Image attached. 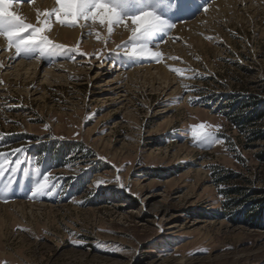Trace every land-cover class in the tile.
Instances as JSON below:
<instances>
[{
    "label": "rangeland",
    "instance_id": "1",
    "mask_svg": "<svg viewBox=\"0 0 264 264\" xmlns=\"http://www.w3.org/2000/svg\"><path fill=\"white\" fill-rule=\"evenodd\" d=\"M36 1L19 0L13 11L37 24L55 0L34 16L16 10ZM236 1L226 11L221 0H189L186 12H161L175 27L149 41L159 61L124 55L131 32L123 23L109 34L107 25L69 28L53 16L50 38L66 46L59 55L0 67V153L9 162L0 264H264V0ZM158 2L133 0L130 11ZM20 61L38 67L41 80ZM96 66L115 92L95 86ZM59 68L68 76H47ZM147 68L153 78L134 75ZM201 122L220 126L222 143L194 145L187 129ZM49 173L53 194L28 199Z\"/></svg>",
    "mask_w": 264,
    "mask_h": 264
},
{
    "label": "snow or ice",
    "instance_id": "2",
    "mask_svg": "<svg viewBox=\"0 0 264 264\" xmlns=\"http://www.w3.org/2000/svg\"><path fill=\"white\" fill-rule=\"evenodd\" d=\"M19 0H0V38L6 42V47L0 51L12 52V57L21 58H38L55 57L60 54L61 50L66 46L59 44L50 38L52 17H55V22L60 26L74 28L77 26L84 27L79 24L81 20L91 21L93 24L107 25L109 34L113 31L114 25L124 24L131 32V44L123 45L124 55L130 58H140L151 55L157 61L161 59L160 52H151L149 49V41L155 35L166 30H171L175 24H169L164 16L161 14L164 10H169L170 15H179L188 10L189 0H159L158 4L153 6H145L139 11H130L133 7V0H55L56 7L51 11L44 12V19L40 20L38 13V23H27L24 18L13 11V6ZM32 2V0H27ZM160 9V11L157 10ZM208 9L205 7L204 11ZM130 20V25L125 23V20ZM96 38L100 39V34L96 33ZM212 40L214 37H205ZM71 51L80 52L79 46ZM86 55V53H81ZM99 58V54H96ZM74 59V57H73ZM170 59L179 60L178 57H171ZM199 59V57H197ZM0 62V67H3ZM170 70L180 76L181 79H195L196 71L190 68H176L172 67ZM192 72L193 75L188 76L187 73ZM3 81H0L2 84ZM191 102V101H190ZM48 125H45V129ZM220 126L211 125L207 122H201L191 125L187 129L192 143L194 145H213L222 143L217 136ZM15 151H21L17 149ZM101 159H104L101 157ZM9 163L5 154L0 153V178L5 177V164ZM15 167H9L8 172L17 173L21 168L22 161L16 159L14 161ZM115 182L120 188L126 186L122 182L119 175L115 178ZM11 183V181H10ZM106 183L104 180H97L96 187ZM56 185L53 183L51 173L43 175L42 179L37 180L35 185L30 189L31 195L28 199H35L41 195H52ZM8 191V185L0 187V201L7 202L9 199L5 195ZM76 244H81L83 241H74ZM6 264V262H3Z\"/></svg>",
    "mask_w": 264,
    "mask_h": 264
},
{
    "label": "bare ground",
    "instance_id": "3",
    "mask_svg": "<svg viewBox=\"0 0 264 264\" xmlns=\"http://www.w3.org/2000/svg\"><path fill=\"white\" fill-rule=\"evenodd\" d=\"M245 2H247L248 0H244ZM242 2H243V0H242ZM241 2V3H242ZM50 1L49 0H38V1H36V3L33 5H30V6H20V7H17V11L18 12H21V11H23V13L25 14V15H28V16H34V15H36L38 12H41V11H43L45 8H47V5H50ZM221 3L223 4L224 3V5L227 7V9H224V11H226V10H228L229 8H231L230 6H233V8L235 9V8H237V7H239V3L236 1V0H228V1H226V0H221ZM220 3V7H222V6H224V5H222ZM244 3V2H243ZM247 4V3H246ZM249 7V6H248ZM248 7H247V9H248ZM232 8V9H233ZM223 9V8H222ZM255 9V8H254ZM236 11V10H235ZM28 16H27V18H28ZM127 24H129L130 25V21H128L127 22ZM124 28V27H123ZM59 32H60V36L61 37H67V38H72V39H76L77 37H78V35H80L79 34V32L77 31H72V30H68V29H59L58 30ZM121 30H119V32H120ZM120 35V34H119ZM83 36V35H82ZM117 36V35H116ZM96 37V36H95ZM175 37V36H174ZM1 39V38H0ZM117 39H118V37H117ZM1 41H3V40H1ZM1 44V43H0ZM4 44V43H3ZM199 45V44H198ZM3 46V45H2ZM6 46V45H5ZM0 49H1V47H0ZM0 53H1V51H0ZM4 58L3 59H0V61L1 62H3L4 60H6V61H4V65L6 64V62H7V64H9V65H11V64H13L15 61V57L14 58H10V57H12V53L11 54H7V55H5V56H3ZM29 66H31V65H29V64H27L26 62H23V61H20L19 62V64H18V68L19 67H22V70H25V71H27L28 72V70H32L33 71V73H34V76H37L39 79H40V77H39V75H38V73H41L42 74V72H39L38 71V67L36 68V66L35 65H33L31 68L29 67ZM67 67V66H66ZM70 67V66H69ZM155 67V66H154ZM7 68V67H6ZM13 68V67H12ZM61 68H63V67H61ZM61 68H59L58 70H53V71H51V72H49L48 73V71L46 72L47 73V76H49V77H51V76H56L57 78H61L62 76L63 77H67L68 76V74L65 72L66 70L65 69H61ZM90 68V67H89ZM143 68V67H142ZM157 68V75H158V77H159V80H161L163 83H166V84H168V85H170L171 84V78H170V76L165 72V70H163V68L162 67H155V69ZM67 69V68H66ZM70 69V68H69ZM94 69H97L96 70V78H95V82H94V84H95V86L97 87V88H100V89H102L104 86V88H108V87H106V86H110V87H112V88H108V89H106V91H108V92H115V90H117V88H115V86H113V85H115L114 84V82H113V78L112 79H110L109 78V81H107V84H109V85H107V84H104V83H100V79L104 76V75H106V72H105V69H103L101 66H96V67H94ZM152 68H147V70L145 71V72H143V71H141V72H134V75L137 73V76H140V77H142V79H145L146 80V77H147V75H150V77H152L151 75H152V70H151ZM7 70V69H6ZM9 70V69H8ZM21 70V71H22ZM65 70V71H64ZM135 70V69H134ZM143 70H145V68L143 69ZM17 71V70H16ZM15 71V72H16ZM19 71V70H18ZM140 71V70H139ZM26 72V73H27ZM110 72V71H109ZM11 73V72H10ZM19 73V72H18ZM132 73V72H131ZM13 74V73H12ZM116 74V73H115ZM122 74H123V72H122ZM133 74V73H132ZM67 75V76H66ZM7 76V75H6ZM130 76V75H129ZM8 77V76H7ZM153 78V77H152ZM41 80V79H40ZM116 81V80H115ZM112 82H113V84H112ZM112 85V86H111ZM95 87V88H96ZM111 94H113V93H111ZM173 228H176V225H171V226H169V229H173Z\"/></svg>",
    "mask_w": 264,
    "mask_h": 264
},
{
    "label": "trees",
    "instance_id": "4",
    "mask_svg": "<svg viewBox=\"0 0 264 264\" xmlns=\"http://www.w3.org/2000/svg\"><path fill=\"white\" fill-rule=\"evenodd\" d=\"M243 119H244V121H243L244 123H250V119H251L250 116L244 117ZM236 124H239V123H236ZM256 133L257 132H252L251 134L255 135Z\"/></svg>",
    "mask_w": 264,
    "mask_h": 264
}]
</instances>
